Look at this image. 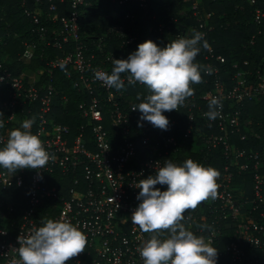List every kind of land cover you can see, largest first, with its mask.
Returning <instances> with one entry per match:
<instances>
[{"label": "built area", "instance_id": "built-area-1", "mask_svg": "<svg viewBox=\"0 0 264 264\" xmlns=\"http://www.w3.org/2000/svg\"><path fill=\"white\" fill-rule=\"evenodd\" d=\"M34 1L31 12L27 0H20L38 40L23 42L18 61L29 63L38 46L57 48L62 54L33 70L0 61V140L6 141L10 130L34 118L31 131L50 159L39 170L25 168L11 174L0 167V264L18 259L17 238L31 234L45 219L68 220L86 235L84 251L65 264H143L138 248L151 233L131 223L139 203L135 186L165 160L180 164L187 158L215 168L220 175L216 198L186 210L182 222L217 248V264H264V121L252 119L248 111L249 102L264 98V62L236 60L226 78V58L216 54L207 38L214 27L211 14L197 0H186L191 2L186 7L185 0H104L114 5L105 17L116 22L101 33L94 31L91 42L82 37L79 15L93 0H71L70 12L61 15L53 0ZM240 1L250 9V22L257 28L249 39L253 44L256 35L264 37L259 28L264 0ZM171 3L182 7L172 14ZM127 5H138L148 14L137 16ZM43 13L50 32L40 20ZM193 29L204 33L208 43L201 48L202 58L196 57L206 77L199 87L190 84L194 93L183 106L164 112L169 120L166 130L147 121L138 126L139 110L131 108L141 102L138 95L148 94L147 86L128 84L121 74L124 87L117 90L106 87L94 73L110 72L112 57L126 58L123 52L134 51L146 39L164 46L190 37ZM209 66L211 74L204 71ZM56 68L83 96L77 111L87 125L81 123L74 133L53 119L54 109L64 110L68 104V97L53 83L51 72ZM213 95L223 98V107L216 119L209 120L205 113ZM56 170L72 180L66 193L49 182Z\"/></svg>", "mask_w": 264, "mask_h": 264}, {"label": "clouds", "instance_id": "clouds-1", "mask_svg": "<svg viewBox=\"0 0 264 264\" xmlns=\"http://www.w3.org/2000/svg\"><path fill=\"white\" fill-rule=\"evenodd\" d=\"M204 33L193 29L190 37H180L160 46L151 39L138 43L126 58H113L110 72L98 70L95 78L106 87H124L121 74L128 84L140 82L148 94L132 110H139L138 126L143 121L166 130L169 120L164 112L177 110L191 97L190 84L202 80V65L196 61L201 48H207ZM63 67V65H61ZM211 74L212 68H204ZM223 98L210 96L209 120L216 119L223 107ZM34 118L22 121L9 131L7 140H0V167L9 173L19 169H44L50 159L41 140L31 131ZM3 122L0 121V128ZM219 171L191 158L177 164L165 160L153 175L143 178L133 208L131 223L151 235L142 240L138 251L143 264H217L218 250L204 236L194 234L182 222L185 212L201 202L217 196L216 178ZM156 185H166L163 190ZM202 225L201 228H207ZM162 230H167L166 233ZM163 237V238H162ZM18 259L12 264H65L84 251L87 238L80 228L68 220L45 219L31 234L18 237Z\"/></svg>", "mask_w": 264, "mask_h": 264}, {"label": "trees", "instance_id": "trees-1", "mask_svg": "<svg viewBox=\"0 0 264 264\" xmlns=\"http://www.w3.org/2000/svg\"><path fill=\"white\" fill-rule=\"evenodd\" d=\"M53 1L57 5L59 15L70 12L71 0ZM95 1L93 0L91 6L81 8V10L84 9L85 11L80 12L81 14L79 15L81 34L87 42H91L93 39L94 31L101 33L109 25L116 22L115 19L105 17L107 10L109 11L114 5L109 1ZM197 1L202 4L205 11L211 14L210 20L214 27L207 38L212 42L216 54H222L226 58V68L228 70L225 75L226 78H229L232 72L230 63L236 60L248 59L251 64L264 62V37L261 34L256 35L254 43H249L251 35L256 33L257 28L250 22V9L246 4L240 0ZM190 3V1H186L185 7L189 6ZM171 4L170 10L172 14H175L177 9L182 7L181 3L178 7L174 6L173 3ZM26 5L31 12L35 11L36 2L34 0H27ZM47 6V2L42 4L44 13ZM125 7L137 16H146L148 14L138 5H127ZM155 8L154 6L152 9ZM44 13L41 15L40 20L50 32V24L44 20ZM54 26L58 27L59 25L56 24ZM33 27H35V24L32 22L31 16L26 15L24 12V7L21 5L20 0H0V38L2 39L0 42V61H4L5 65L16 64L19 69L27 68L33 70L37 67H45L49 58L62 54L57 48L38 46L33 59L29 63L18 61V57L24 49L23 42L29 39L38 40V35L32 30ZM259 28L264 30V20L259 25ZM130 52L125 51L122 54L127 57ZM198 58H202V54ZM51 73L53 74L54 85L58 89L60 88L61 94H65L68 97L67 108L63 110L59 106L56 107L53 119L67 124L71 132L74 133L76 127L81 123L87 125L85 119L81 118L77 111V104L83 96L71 88L69 79L65 77L61 69H53ZM201 76L202 79L206 77L203 70L201 71ZM195 85L199 87L200 83ZM132 90L136 92V88L133 87ZM248 111L252 119L264 121V98L257 103L249 102ZM255 142L257 143V141ZM238 143L241 147H248L246 142ZM48 179L51 184H56L65 193L72 182L69 175L62 176L58 170L51 173Z\"/></svg>", "mask_w": 264, "mask_h": 264}]
</instances>
